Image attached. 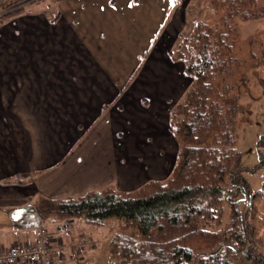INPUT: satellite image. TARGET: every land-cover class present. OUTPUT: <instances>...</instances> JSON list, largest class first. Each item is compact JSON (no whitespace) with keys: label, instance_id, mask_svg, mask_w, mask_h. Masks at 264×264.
<instances>
[{"label":"crops","instance_id":"obj_1","mask_svg":"<svg viewBox=\"0 0 264 264\" xmlns=\"http://www.w3.org/2000/svg\"><path fill=\"white\" fill-rule=\"evenodd\" d=\"M91 1L97 2V6L87 10L93 11L95 16L101 10H108L111 15L123 12L122 7L127 8L126 3L122 6L115 0H106V3ZM127 1L132 5L136 2ZM182 6V2L176 5L170 19L158 27L159 31L152 30L140 40L133 37L128 41L138 44L132 56L120 49L121 58L128 61L126 69L119 72L117 78L105 67L104 58L108 60L109 56L105 53L103 57L102 32L90 26L93 15L84 19L80 14L75 21L67 15L70 11L63 13L59 10L60 15L52 21L53 17L44 13H23L0 26V65L3 67L0 71V127L15 129L13 133L17 135L11 137L13 142L0 152V251L21 238L27 242L33 240L38 228L26 227L20 222L31 219V208L41 198L80 196L106 186L132 191L147 181L168 177L174 162L169 170L164 169L163 177L155 179L149 174L150 166L145 163L148 155L142 147H145L144 143L163 142L169 136L174 138L169 128V113L182 97L188 76L183 71L182 62L171 57L173 41L168 40L169 31L165 28L172 27V17ZM164 8L168 12L167 3ZM182 15L186 16L185 10ZM97 24L102 21L96 19ZM184 24L183 20L182 26ZM133 25L137 23L133 22ZM125 28H120L123 35ZM140 29L132 28L136 34ZM21 37L26 40L18 47ZM65 43H68L67 48ZM58 46L63 51L71 49L68 58L74 68L60 74L59 78L56 70L48 68L46 71L38 66L40 63H34L35 57L32 56L37 51L41 55L42 49L56 54L52 48ZM129 78L132 80L125 85ZM181 84L183 89H179ZM20 108L31 113L27 120L18 115ZM58 112L71 124L76 123L75 130L79 124L85 126L74 144L86 147L83 150L86 155L71 157L73 144L65 152L61 148L48 166L36 167L32 160V142L24 136V129L52 128L50 120H54ZM25 122L32 124L25 125ZM68 123L66 120L65 124ZM18 130H22L23 135ZM92 131L93 136L88 137ZM26 151L29 157H26ZM161 151L164 159V149ZM138 161H142L138 170L144 177L140 181L136 169L130 170V167H137ZM120 165L128 169H121ZM160 172L162 174V170ZM18 176H22L21 183H12V178ZM72 225L69 236L55 233L53 223L46 227L54 239L69 241L70 238H80L85 226L78 220H73ZM92 253L90 257H95ZM84 263L89 264V261L85 259Z\"/></svg>","mask_w":264,"mask_h":264},{"label":"trees","instance_id":"obj_2","mask_svg":"<svg viewBox=\"0 0 264 264\" xmlns=\"http://www.w3.org/2000/svg\"><path fill=\"white\" fill-rule=\"evenodd\" d=\"M218 2L223 17L210 24L193 21L192 32L182 40L187 56L172 54L174 61L182 62L190 84L169 113L177 153L168 177L132 191L106 186L80 196L42 198L31 208V219L21 220L23 226L80 220L99 227L112 221L109 264H264L259 250L264 232L257 233L252 219L258 212L255 203L264 196V183L250 190L232 129L238 90L259 79L257 68L264 66V55L249 53L242 59L228 41L229 34L236 33L237 20L263 13L251 9L254 0ZM23 8L3 14L0 25L31 13ZM59 15L57 10L52 17ZM259 144H264V136ZM21 178H12V183H21Z\"/></svg>","mask_w":264,"mask_h":264},{"label":"rangeland","instance_id":"obj_3","mask_svg":"<svg viewBox=\"0 0 264 264\" xmlns=\"http://www.w3.org/2000/svg\"><path fill=\"white\" fill-rule=\"evenodd\" d=\"M11 1L13 0H0V17L6 12L16 9L19 5H23L24 12L44 13L51 17L57 10H60L63 13L70 11L67 15L77 21L80 14L84 19L91 18L88 15H93V11L88 12L87 8L97 6V2L91 0H24V2L21 3L17 0L15 4L6 8L5 6ZM115 1L122 6H125L126 3L127 8L122 7L123 12L118 11L115 12L116 14L111 15L108 10H101L98 12L97 16H95V14L92 16L93 20L90 23L92 29L95 28L99 32H102V37L104 39L103 57L105 53L109 56V61L104 58L105 67L113 74L114 78H117V74L126 69V62L128 61L121 58L120 49L125 50L130 56H132L136 50L135 46L138 44L133 45L128 43V41L133 37L140 40L145 37V34H148V32H151L152 30L153 32L159 31L158 27H162L164 21L170 19L177 4L182 2L183 6L180 9H177V13L172 17L173 20L170 25L174 28H165L169 31V34H167L168 40L173 41L172 54L175 55H177L178 52H181L184 56H187L186 48L182 44V40L192 32L193 21L197 20L199 22L210 24L209 21H211V19H221V17H223L222 10H224L223 7L219 6L221 2H218V0H135L136 2H134L133 5L127 0ZM102 2L106 3V0H102ZM166 3L168 4V12H166L164 8ZM81 5H84L85 7L81 9ZM251 9L261 11L263 13L262 16L244 21L237 20L236 33L229 34L228 39L229 42H232L235 55L242 59H247L249 53H253L258 57L264 55L262 51V49H264V0H254V5L251 6ZM183 10L186 11V16L184 17L182 15ZM96 19H100L102 24L96 25ZM183 20L185 22L184 26H182ZM119 22H123L121 23V26ZM133 22H136L137 25L134 26ZM142 24L143 26H141ZM126 26L128 28H125ZM120 28H125L126 33L124 35ZM132 28L141 29L136 34ZM24 40H26V38H20L17 43L18 47ZM250 40L253 42H250ZM65 44V48H67L68 43ZM52 49L56 51V54L52 55L50 53L52 50L42 49L41 55L37 51L36 53H32V56L35 57V64L40 63L38 66L44 68L46 71L48 68L49 70H56L57 78H59L60 74H66V72H71L72 69H74L71 68L73 64H69L68 58L71 49L68 48L66 51H63L60 47H54ZM12 53L15 54V51ZM175 55L173 56L175 57ZM65 65L66 67H64ZM2 69L3 67L0 65V71ZM257 71L259 72V79L251 80L248 82V86L240 87L238 90V97L236 99L238 110L236 111L235 121L232 126L235 137V148L241 156L240 162L242 166V176L246 180L250 190L253 192L261 189L264 183V144H259L258 146L260 138L264 136V66H258ZM74 73L77 72L74 71ZM188 78H186L184 82L185 91L190 84V78ZM131 80L132 79L129 78L125 85L130 83ZM179 89H183L182 84ZM179 89L177 88V90ZM18 115L24 120L28 116H31V113L20 108ZM61 115L62 114L58 112L54 115V120H50L52 128L26 127L24 129V136L32 142V160H34V166L42 168L51 164L52 158L58 156L62 149L65 152L67 148L71 147V145L74 144L76 136L81 135L84 131L85 126L79 124L78 129L75 130L73 126L76 123L72 122L71 124L69 119L65 117L62 118ZM66 120L69 121L67 125L65 124ZM28 124L32 123L25 122V125ZM70 124L72 126L71 129L68 127ZM14 130L15 129L0 127V152L9 143L13 142L11 137L17 136L13 133ZM18 132L23 135L22 130H18ZM93 132L94 131L90 132L88 137L93 136ZM20 135L19 137H21ZM168 138L169 139H166L163 142L158 141L150 144L144 143L145 147H142L148 155L145 163H147V166H150L149 172L151 173L149 174L155 179L163 177V174L165 173L164 169L166 168L169 170L175 161L177 144L174 138L170 136ZM76 144H74V151L71 157L81 154L86 155V153H83V150H85L86 147ZM79 147L80 149L78 150ZM161 149H164V159L161 157ZM25 153L26 157H29V152L26 151ZM261 159L263 160L262 164L260 163ZM121 163L124 164V160H122ZM141 163L142 161H138L136 164L137 167H130V170L132 171H134V168L136 169L138 181L144 178L140 176L141 173L138 170L140 168L138 165ZM120 166L121 169H128L125 165ZM161 170L162 174L160 172ZM156 171L159 173L154 174ZM255 204L258 208V212L256 217L255 215H252V219L255 218L253 225L256 228L257 233L260 234L261 232H264V196ZM244 207V202H242L240 204V209L243 210ZM226 220L227 215L225 213L223 221L226 222ZM78 221L83 224L82 221ZM114 230L115 228L112 221H108L106 224L99 227L83 226L81 231L82 236L80 238L81 240L85 239V249L87 250H85L86 253L84 251L83 254H81L83 262H85L86 259V261H89V264H109L107 259V243L114 235ZM16 242L22 243L26 242V240L23 241L21 238ZM66 242L68 241L65 240V244H67ZM259 250L264 256V246L260 247ZM91 253L93 256L95 255V257H90Z\"/></svg>","mask_w":264,"mask_h":264},{"label":"built area","instance_id":"obj_4","mask_svg":"<svg viewBox=\"0 0 264 264\" xmlns=\"http://www.w3.org/2000/svg\"><path fill=\"white\" fill-rule=\"evenodd\" d=\"M72 223L67 220L53 224V231L69 236ZM61 240V242H60ZM63 242V243H62ZM85 239L53 238L46 226H40L30 242H14L0 251V264H84L81 254L85 249Z\"/></svg>","mask_w":264,"mask_h":264},{"label":"flooded vegetation","instance_id":"obj_5","mask_svg":"<svg viewBox=\"0 0 264 264\" xmlns=\"http://www.w3.org/2000/svg\"><path fill=\"white\" fill-rule=\"evenodd\" d=\"M26 14H29V13H26ZM22 15H24V14H22Z\"/></svg>","mask_w":264,"mask_h":264}]
</instances>
